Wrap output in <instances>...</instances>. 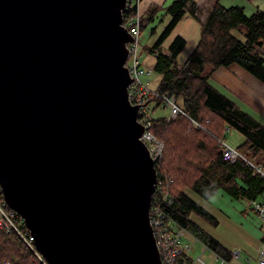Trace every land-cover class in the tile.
<instances>
[{"label":"water","instance_id":"obj_1","mask_svg":"<svg viewBox=\"0 0 264 264\" xmlns=\"http://www.w3.org/2000/svg\"><path fill=\"white\" fill-rule=\"evenodd\" d=\"M126 2L0 0V189L47 264H162Z\"/></svg>","mask_w":264,"mask_h":264},{"label":"trees","instance_id":"obj_2","mask_svg":"<svg viewBox=\"0 0 264 264\" xmlns=\"http://www.w3.org/2000/svg\"><path fill=\"white\" fill-rule=\"evenodd\" d=\"M209 3L203 20L200 19L202 9L193 0H172L164 8L169 20L153 44L146 47V51L155 57L154 70L160 80L145 102L151 106L149 131L163 143L162 156L155 168L157 179L166 176L163 186L171 196V204L165 207V211L196 241L228 260L230 252L190 220L191 212H195L216 223V219L186 191L193 190L209 199L222 190L234 199L245 196L248 202L259 199L264 192L261 178L246 162L254 165L264 162V123L257 121L210 82L218 68L237 65L264 84V11L246 15L238 6L223 7L212 0ZM157 10V6H152L145 16L142 15L140 31L156 16ZM185 13L199 22L200 34L185 62L178 66L175 57L184 48V39L176 36L167 53L161 52V46ZM155 94L173 95L176 105L189 119L180 114L175 118L153 117L157 106L163 108ZM191 120L203 128L194 126ZM225 127L243 137L237 150L246 161L224 160L217 141ZM14 221L18 223L19 216ZM20 229L25 228L20 225ZM6 263L41 264L21 242L17 232L10 228L0 229V264ZM178 264H193L188 252L180 253Z\"/></svg>","mask_w":264,"mask_h":264},{"label":"built area","instance_id":"obj_3","mask_svg":"<svg viewBox=\"0 0 264 264\" xmlns=\"http://www.w3.org/2000/svg\"><path fill=\"white\" fill-rule=\"evenodd\" d=\"M142 0H127L126 5L122 12L123 26L134 38L131 44H128V59L126 65L128 67L132 83L128 87V97L133 105L139 106L137 119L143 125V134L140 137L149 149L150 156L156 166V162L161 158L163 144L158 141L149 131L150 116L146 110V97L154 90H151L147 83L143 82L142 78L149 74V70L142 67L139 60V36L141 27V13L139 11V4ZM130 60V64L128 62ZM160 98L163 107H166L170 111L169 118H175L177 115H183L186 118L188 116L176 105L174 96H164L155 94ZM189 119V118H188ZM191 122L201 127L199 123L191 120ZM218 144L222 150V156L224 160L234 162L237 159L245 160V157L237 149H232L227 146L226 140L222 137L218 139ZM250 165L254 172L259 175L264 185V162L262 164H253L246 161ZM166 180L164 178L156 179L155 191L152 196L151 207L149 210V223L153 229V234L157 248L159 250L162 264H178V257L182 252H189L191 244L185 241V235L187 231L171 219L168 213L165 211V207L170 206L171 196L167 195L163 183ZM157 191V193H156ZM0 229H13L17 232L21 242L33 253L34 258L41 264H47L43 257L36 250L34 245V238L30 234L29 230L23 224L22 219L18 223H15L14 219L18 216L15 212L8 208L3 201L1 189H0ZM249 208L253 211L258 218L260 225L263 228V238L261 240L260 248L256 257L257 264H264V192L259 199H254L248 202ZM20 225L24 226V230L20 229ZM239 253L231 255L230 259H225L216 255L218 264H231L233 259L237 260ZM8 264V263H6ZM193 264H205L201 258H197L193 261Z\"/></svg>","mask_w":264,"mask_h":264},{"label":"rangeland","instance_id":"obj_4","mask_svg":"<svg viewBox=\"0 0 264 264\" xmlns=\"http://www.w3.org/2000/svg\"><path fill=\"white\" fill-rule=\"evenodd\" d=\"M199 9L203 10L204 7L200 6ZM164 14V11L158 12L154 21L150 22L142 29L138 39L140 45L139 53L140 51H142V54L148 53L146 47L152 45L167 24L169 17L167 14L164 16ZM152 30L154 32L151 34ZM129 64L130 60L128 62V65ZM257 81L259 80L257 79ZM259 83L264 87L263 83L260 81ZM150 107V104L146 105L149 116L151 115L149 111ZM152 116L169 117L170 111L166 109V107L162 108L157 106ZM224 129L223 132L221 131L219 139L222 136L226 140L229 148L237 149L242 144L244 140L243 137L234 130H229L226 127ZM186 192L192 200L216 219V223L214 224L206 220L195 212H191L189 217L190 220L216 239L231 255L239 253L238 259H233L231 264H257L256 257L263 238V228L258 218L249 208L247 198L243 196L242 198L234 199L222 190L217 191V193L209 199L202 198L193 190H187ZM185 241L191 244L188 255L193 261H196V259L200 257L205 264H218L219 261L216 255L213 254L210 249H207L200 242L196 241L188 232L185 235Z\"/></svg>","mask_w":264,"mask_h":264},{"label":"crops","instance_id":"obj_5","mask_svg":"<svg viewBox=\"0 0 264 264\" xmlns=\"http://www.w3.org/2000/svg\"><path fill=\"white\" fill-rule=\"evenodd\" d=\"M172 0H142L139 4V11L141 16H145L150 7L157 6L158 10L164 11L165 7L171 3ZM195 5L203 6L202 15L200 19L203 20L205 11L210 7L209 0H193ZM217 1L223 7L238 6L243 9L247 15H251L256 11H264V0H212ZM161 7V8H160ZM164 16H166L164 14ZM156 17V16H155ZM148 20V23L153 22ZM169 17V16H168ZM169 20V18H168ZM200 34V24L190 14L185 13L184 16L175 24L171 32L164 39L162 43L161 52L167 53L170 43L176 36L184 39V48L178 52L175 57V62L181 66L189 53L193 50L198 42ZM153 44V43H152ZM155 51V50H152ZM148 52V51H147ZM139 60L142 67L148 69L150 72L143 77V82L147 83L151 90H155L160 80V75L154 70L155 57L151 53H139ZM211 84L217 88L223 95L232 100L235 104L244 110H247L257 121L264 123V87H262L249 73L237 65H230L227 68H218L211 77ZM261 91V92H260ZM167 109V108H166Z\"/></svg>","mask_w":264,"mask_h":264}]
</instances>
